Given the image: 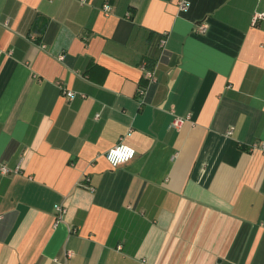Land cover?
I'll list each match as a JSON object with an SVG mask.
<instances>
[{
  "label": "crops",
  "instance_id": "0c3cea01",
  "mask_svg": "<svg viewBox=\"0 0 264 264\" xmlns=\"http://www.w3.org/2000/svg\"><path fill=\"white\" fill-rule=\"evenodd\" d=\"M261 12L0 0V264H264Z\"/></svg>",
  "mask_w": 264,
  "mask_h": 264
},
{
  "label": "built area",
  "instance_id": "2783aa9c",
  "mask_svg": "<svg viewBox=\"0 0 264 264\" xmlns=\"http://www.w3.org/2000/svg\"><path fill=\"white\" fill-rule=\"evenodd\" d=\"M82 3H85L86 0H81ZM180 8L182 11H186L188 9V4L186 2H182L180 5ZM104 11L106 12H110V6L109 5H105L104 6ZM259 21H263L264 22V12L261 13H257L254 18H253V24L256 25ZM207 31V25L206 24H202L199 25L196 28V32L198 33H205ZM166 40L163 39L161 42V47L164 48ZM63 57L60 58V60H62ZM144 77L147 81H149L150 83H155L156 82V78H155V74L154 72H150V71H146L144 72ZM60 90L65 94V96L69 99V100H73L76 97V94L72 91H66L65 89H63L62 85H58ZM139 95L141 96V98L146 97V91L144 89H141L138 91ZM84 97V96H82ZM99 117V115H97V118ZM185 123V120L177 118L174 120L173 122V127L176 129H180L182 127V125ZM257 148H259L258 145H254L253 146V150H256ZM261 149L264 151V146H261ZM136 156V151L127 146L124 143H119L118 145H116L114 148L110 149L107 154H106V159L107 161L110 163V165L113 168L125 165L129 162H131ZM17 170L12 171L10 170L7 166H2L1 167V173L4 175H7L11 172H17ZM86 189H90V190H94L93 188L89 187L88 185H85ZM56 212L58 214L57 216V222L59 223L66 210L61 207V206H57L56 207ZM74 257V254L71 251H66L65 252V256L64 259H55L54 262L56 264H69V261Z\"/></svg>",
  "mask_w": 264,
  "mask_h": 264
}]
</instances>
